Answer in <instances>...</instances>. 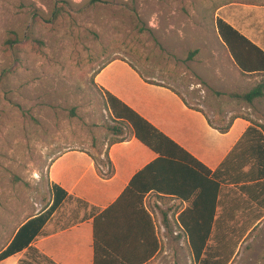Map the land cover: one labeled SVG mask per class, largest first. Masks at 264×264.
<instances>
[{"label":"rangeland","instance_id":"1","mask_svg":"<svg viewBox=\"0 0 264 264\" xmlns=\"http://www.w3.org/2000/svg\"><path fill=\"white\" fill-rule=\"evenodd\" d=\"M213 11L212 0H0V250L12 223L50 204L48 169L57 155L81 149L103 165L107 146L129 135L94 83L108 60L127 58L148 80L214 112L211 122H223L216 127L227 125L232 97L200 76L216 66L204 62L212 45L196 38L212 41ZM173 235L159 234L149 264H195L184 238ZM21 260L50 264L31 251ZM262 262L264 230L256 229L231 264Z\"/></svg>","mask_w":264,"mask_h":264},{"label":"crops","instance_id":"2","mask_svg":"<svg viewBox=\"0 0 264 264\" xmlns=\"http://www.w3.org/2000/svg\"><path fill=\"white\" fill-rule=\"evenodd\" d=\"M212 2L214 23L217 18L222 19L264 51V0ZM214 25L212 41L208 42L205 33L203 37L199 34L201 38L196 37L202 45L213 47L207 51L204 62L208 65L212 61L216 63L214 72L203 68L200 76L219 95L232 97V111L226 117L230 128L226 132L215 128V125L223 124L222 121L211 122L216 116L214 112L210 114L204 106L197 110L173 88L148 82L125 57L108 60L95 74L94 83L189 154L191 159L178 151V156L187 158L188 162L194 159L214 172L233 154L224 168L232 181L221 183L210 246L217 250L231 243L236 255L254 230H264V96L246 101L232 95L245 94L259 87L264 92V75L243 74L226 54V61L230 63V69H227L221 52L225 47ZM213 34H216L215 38ZM251 127L254 129L249 132ZM106 153L114 167V174L109 178L99 173L92 156L81 149L70 148L61 152L49 166L50 185H57L65 191L67 198L31 246L55 264H94V219L113 206L111 219L116 221L119 229L137 227L142 222L143 215L128 207L129 201L118 202L134 176L152 163L158 154L131 131L124 140L107 146ZM100 168L106 171L102 166ZM165 184L167 188L180 191L182 197L151 191L143 200V207L150 215L158 237L160 233L182 234L178 216L198 196V192L188 196L192 190L188 179L171 177L165 180ZM27 219L11 224L13 230L0 251L10 244ZM147 220L145 218L146 223ZM248 223L254 224L248 228ZM25 252L27 249L0 261V264H19ZM142 252L137 250L135 254ZM157 254L145 264L152 262Z\"/></svg>","mask_w":264,"mask_h":264},{"label":"trees","instance_id":"3","mask_svg":"<svg viewBox=\"0 0 264 264\" xmlns=\"http://www.w3.org/2000/svg\"><path fill=\"white\" fill-rule=\"evenodd\" d=\"M215 24L218 36L225 47V52L236 68L243 74L264 75V51L222 19L217 18ZM196 52L197 50L193 51L192 54ZM118 58L120 57L112 59ZM147 81L159 84V82ZM104 94L112 117L121 125L129 128L133 135L158 154V157L134 176L118 202L120 204L129 201L128 207H132L136 212L142 214L148 219V222L146 223L145 218L142 216V222L137 227H129L126 230L125 228L119 229L120 226L116 224L115 220L111 219L113 218L111 212L114 206L96 216L94 219V264H145L147 260L160 250L159 237L150 215L143 207V200L146 194L151 191L176 194L182 197L180 191L166 187L165 180L171 177L180 180L188 179L192 183V190L188 196L198 192L193 204L178 216V227L181 229L182 234L178 233L174 237L176 241L183 235L195 264H231L236 256L235 246L232 247L231 243H228L216 250V248L210 246V241L216 224L215 216L221 183L232 181V177L224 172V168L228 165V161L232 159L233 154L231 153L214 172L194 159L188 162L187 158L183 159L178 156V151L190 159L192 157L172 140L127 108L115 97L107 92ZM232 96L250 101L264 96V92L262 87H259L248 93ZM195 109L199 110L198 108ZM215 128L221 132H226L230 128V123L222 128ZM262 128L264 129V127ZM253 129L251 127L249 132L253 131ZM246 132L248 133V131ZM125 138L123 137L120 140ZM90 155L94 159L99 173L104 178H109L114 174V167L107 153L104 154L103 158L105 161L103 165L92 154ZM100 166L105 168L106 171L103 172ZM51 194L50 204L38 214L27 219L18 229L10 244L0 251V261L25 249H27V252L31 251L39 254L31 246V243L40 234L53 213L67 198L66 192L54 184L51 185ZM253 224L248 223L247 227L250 228ZM171 231L173 233L174 229L171 228ZM137 250H142L143 252L140 255L138 253L135 254ZM39 256L44 261L55 264L45 256L41 254ZM21 262L22 260L20 259L19 264Z\"/></svg>","mask_w":264,"mask_h":264},{"label":"built area","instance_id":"4","mask_svg":"<svg viewBox=\"0 0 264 264\" xmlns=\"http://www.w3.org/2000/svg\"><path fill=\"white\" fill-rule=\"evenodd\" d=\"M174 235H178V233L177 232H174Z\"/></svg>","mask_w":264,"mask_h":264}]
</instances>
